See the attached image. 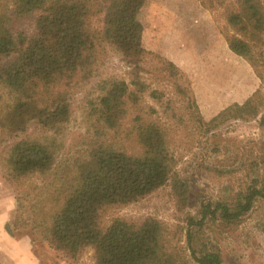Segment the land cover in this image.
<instances>
[{
  "label": "trees",
  "instance_id": "trees-1",
  "mask_svg": "<svg viewBox=\"0 0 264 264\" xmlns=\"http://www.w3.org/2000/svg\"><path fill=\"white\" fill-rule=\"evenodd\" d=\"M199 1L213 14L229 50L250 65L260 85L242 103L228 105L209 120L192 101V119L207 131L229 121L258 120L263 126L264 0ZM147 3L0 0V140L8 144L0 164L6 179L23 187L17 195L16 218L5 228L15 237L30 220L38 241L67 264L86 249L93 251L95 264H223L219 252L206 242V224L238 223L258 199H264V176L255 175L259 170L264 175L261 147L232 196L202 204L198 219L186 217L185 246L179 241L183 227L178 226L172 237L152 217L138 222L115 218L105 228L100 226L102 208L138 203L167 184L177 210L188 205V183L176 172L168 129L141 108L146 87L137 78L145 55L140 14ZM26 20L32 21L30 34L18 26ZM109 49L136 70L130 83L99 77L100 62ZM159 61L153 73L177 81L180 69L165 57ZM81 85L89 86L84 115L92 130L91 148L83 161L57 162L63 147L60 138L72 113L70 91ZM177 91L186 94L181 88ZM150 95L157 96L155 91ZM32 124L42 129L43 141L22 137ZM132 139L138 152L126 146ZM33 181L39 184L33 186Z\"/></svg>",
  "mask_w": 264,
  "mask_h": 264
},
{
  "label": "rangeland",
  "instance_id": "rangeland-1",
  "mask_svg": "<svg viewBox=\"0 0 264 264\" xmlns=\"http://www.w3.org/2000/svg\"><path fill=\"white\" fill-rule=\"evenodd\" d=\"M140 20L145 55L137 78L146 87L140 100L141 108L144 114H151L152 119L168 129L170 150L177 159L176 172L188 183V205L182 212L177 210L172 186L167 184L138 203L102 208L99 223L105 228L115 218L138 222L152 217L164 224L172 237L178 226L183 227L179 241L185 246L186 217L198 219L202 204L232 196L241 185L244 171L249 167L247 163L264 147V125L260 126L258 120L229 121L207 131L196 123V117L192 119L196 113L189 105L192 101L201 103L205 120H209L221 107L249 97L259 87L260 80L244 59L227 51L213 14L203 8L199 0H148ZM18 26L28 34L33 30L31 20L19 21ZM93 26L98 27V21L94 20ZM218 32L221 43H218ZM104 55L99 77H115L130 83L136 70L111 49ZM160 57L184 59V71L180 70L177 81L153 73ZM178 88L184 90L185 96L178 93ZM88 91V85L70 91L72 113L60 138L63 147L57 154V162L83 161L91 148L92 130L87 129L89 122L84 115ZM151 91L157 96L152 97ZM22 137L43 141L45 136L40 127L32 124ZM126 146L130 152L139 151L134 139L127 141ZM7 147L8 144L0 140V155ZM255 175L264 176L261 170ZM34 184L39 183L33 181ZM22 189L6 179L0 164V220L7 219V225H12L16 218L17 195ZM26 223V226L22 223L23 230L17 231L14 238L30 240L33 258L39 264H67L59 253L38 241L40 236L38 231L30 229V220ZM205 232L206 242L219 252L223 264H264V199H258L240 222H209ZM1 263L15 264L2 255ZM72 264H95L93 251L86 249Z\"/></svg>",
  "mask_w": 264,
  "mask_h": 264
},
{
  "label": "crops",
  "instance_id": "crops-1",
  "mask_svg": "<svg viewBox=\"0 0 264 264\" xmlns=\"http://www.w3.org/2000/svg\"><path fill=\"white\" fill-rule=\"evenodd\" d=\"M218 37H219L218 43H221L220 33L218 34ZM227 51H230L229 48L227 49ZM179 58L180 57H177V59L168 57V59L172 61L180 70L184 71V68H183L184 59L182 58L181 60ZM247 98L248 97H246L245 99ZM243 101L241 102L234 101V102L228 103L226 106L221 107L219 111H221L223 108L227 107L228 105L232 103H235V102L242 103ZM197 105H198V109L200 111L201 116L205 120L206 119V117L204 116L205 112L201 107V103L198 102ZM217 113H215L213 116H215ZM7 223H8L7 219L0 220V263H1V255H2L3 257L7 258L10 262H14L15 264H39L38 260L36 258H33V253L31 252L32 249H31L30 240L27 238L15 239L11 235H9V233L6 231V228H5Z\"/></svg>",
  "mask_w": 264,
  "mask_h": 264
}]
</instances>
